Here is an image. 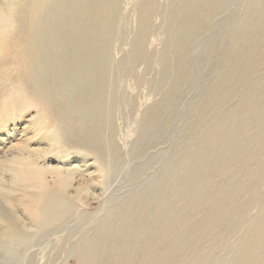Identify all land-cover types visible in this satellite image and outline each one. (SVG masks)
<instances>
[{
    "label": "rangeland",
    "instance_id": "374dc122",
    "mask_svg": "<svg viewBox=\"0 0 264 264\" xmlns=\"http://www.w3.org/2000/svg\"><path fill=\"white\" fill-rule=\"evenodd\" d=\"M142 1L118 0L123 33L117 37L114 57L119 70L113 73L112 103H106L113 117L106 131L113 132L114 151L107 143L90 137L87 144H82L67 127L57 134L46 113L31 98L20 95L13 74L7 75V70L14 67L12 61L0 65V264H125L129 260L130 264H143L149 242L157 238L156 227L165 215V205H174L175 210L183 208L184 202L171 193L165 181L170 183L177 177L173 167L183 154L187 162L191 161L197 146L209 142L206 134L193 128L201 116L204 94L222 66L232 30L229 22L237 13H250L251 2L223 0L221 9L201 29L181 63L177 58L179 47L170 44L175 27L169 11L174 0H153L156 9L149 17L142 52L136 61L127 63L124 60L133 54V40L141 31L137 7ZM6 15L0 23L12 24L13 19ZM10 40L13 45L11 36ZM259 69L256 77L264 78V65ZM166 70L171 72L168 76H164ZM181 74L183 77H179ZM175 83H179L181 94L174 105L161 110ZM263 88L259 84L254 90ZM233 99L231 106L235 105ZM231 131L236 145L247 143L252 147V160L234 163L191 201L187 211L195 218L192 227L197 223L196 228L182 246V253L169 264L203 260L205 264H232L254 222L264 213V124L257 131L251 120ZM258 132L262 142L257 139ZM210 147L206 154L210 163L225 158L219 143ZM197 172L203 176L202 168ZM227 189V197H231L225 217L213 221L210 201L226 196ZM61 190L64 196L59 194ZM56 194L64 203L51 212L43 202ZM139 196L146 197L137 202ZM108 217L112 220L107 230L120 231L123 236L128 232L126 237L105 243L103 222ZM130 229L138 231L132 234ZM115 243L125 251L124 258L112 250ZM260 264H264V252Z\"/></svg>",
    "mask_w": 264,
    "mask_h": 264
},
{
    "label": "bare ground",
    "instance_id": "6f19581e",
    "mask_svg": "<svg viewBox=\"0 0 264 264\" xmlns=\"http://www.w3.org/2000/svg\"><path fill=\"white\" fill-rule=\"evenodd\" d=\"M14 1L2 0L0 4V20L7 18L6 14L13 19L12 24L0 23V65L3 66L9 59L12 61L14 67L9 71H13L7 70V75L13 74L12 79L17 80L21 89L20 95L32 99L46 113V117L56 127L57 134L67 127L82 144H87L90 137L107 143L114 151L113 132L106 131L113 119L109 108L106 109V103H112L113 73L119 70L114 57L117 37L123 33L118 0ZM180 1H173L169 13L171 24L175 27L170 44L179 47L181 52L177 58L181 62L182 56L190 50L201 29L208 25L221 9L223 0H184L179 5ZM250 2V13L245 16L237 13L229 22L232 30L228 33L229 44L222 56L224 60L221 59L222 66L219 67L217 79L204 94L206 99L199 110L201 116L193 128L196 133L206 134L209 142L197 146L191 161L187 162L183 154L182 159L173 167L177 177L169 181L170 183L165 181L171 193L179 195L184 206L175 210L174 205H165V215L158 219L156 227L157 238L149 242L143 264H169L181 254L182 246L197 224H194L195 228L192 227L195 218L187 211L192 207L191 201L197 200L199 191L208 187L214 177L225 175L234 163L240 161L247 164L252 160V147L247 143L236 145L231 131L237 125L243 128L251 120H254L257 131L260 125L264 124V100L260 101L264 88L261 91L254 90L259 84L264 87V78L256 77L257 70L264 65V0ZM155 9L153 0H144L137 7L141 31L133 40V54L124 60L127 63H133L138 58L137 55L141 54L143 39L149 29V17ZM10 36L14 40L13 45H10ZM170 73V70H166L164 76ZM179 77H183V74ZM181 91L179 83L173 84L161 110L174 105ZM232 99L235 102L233 106ZM257 106L260 107L257 109ZM80 133H84L86 138H82ZM257 134V139L262 142V134ZM214 142L221 145L226 155L215 164L210 163L206 157ZM200 168L202 177L197 172ZM188 183L190 185L187 186ZM228 191L229 189L225 191L224 197L215 196L211 199L212 211L209 216L213 221L219 216L225 217L231 197H227ZM59 194L64 196L65 191L61 190ZM59 194L43 202L51 212L64 203ZM143 197H137L136 201L143 200ZM128 217L129 214L126 218ZM138 218L141 219L140 216ZM111 220L108 217L103 222V228L106 227V232L102 233L105 243L106 240L114 241L118 237H126L128 233L126 231L123 236L120 231L107 230ZM130 228H133L132 225ZM129 231L134 234L138 230ZM248 233L239 247L241 252L232 264H260L264 252V213L254 222ZM206 243L207 247L208 240ZM115 244L112 250H116V256L124 258L126 253L119 247L122 243L118 242V248L117 243ZM129 261L125 264H130ZM196 264H205V260Z\"/></svg>",
    "mask_w": 264,
    "mask_h": 264
}]
</instances>
